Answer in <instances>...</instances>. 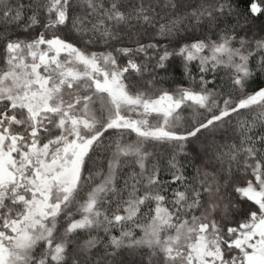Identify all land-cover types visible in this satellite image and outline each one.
<instances>
[{"label":"snow or ice","instance_id":"6c2138e0","mask_svg":"<svg viewBox=\"0 0 264 264\" xmlns=\"http://www.w3.org/2000/svg\"><path fill=\"white\" fill-rule=\"evenodd\" d=\"M0 264H264V0H0Z\"/></svg>","mask_w":264,"mask_h":264},{"label":"trees","instance_id":"16d2710c","mask_svg":"<svg viewBox=\"0 0 264 264\" xmlns=\"http://www.w3.org/2000/svg\"><path fill=\"white\" fill-rule=\"evenodd\" d=\"M220 75H223V72H221ZM137 235H138V236L141 235V233H140L139 230H137Z\"/></svg>","mask_w":264,"mask_h":264}]
</instances>
